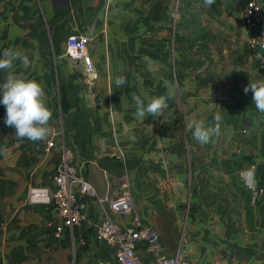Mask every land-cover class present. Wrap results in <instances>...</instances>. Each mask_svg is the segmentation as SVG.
I'll list each match as a JSON object with an SVG mask.
<instances>
[{
	"label": "crops",
	"instance_id": "0c3cea01",
	"mask_svg": "<svg viewBox=\"0 0 264 264\" xmlns=\"http://www.w3.org/2000/svg\"><path fill=\"white\" fill-rule=\"evenodd\" d=\"M246 3L0 0V55L12 48L28 56L29 66L17 60L13 71L43 85L52 112L47 139L10 136L0 158L7 183L0 264H119L114 249L96 239L103 213L93 196L79 195L86 221L59 238L58 212L29 200L30 189L54 187L60 131L100 196L116 194L128 179L136 212L168 255L182 253L192 264H264V193L254 197L248 187L264 190V113L244 92L264 72L247 45ZM72 34L89 39L94 82L67 56ZM120 75L127 84L117 88ZM133 92L146 104L153 96L172 98L161 116L140 119ZM216 113L219 134L199 143L186 124L214 126ZM112 218L131 225L130 216ZM140 251L145 264H154Z\"/></svg>",
	"mask_w": 264,
	"mask_h": 264
},
{
	"label": "built area",
	"instance_id": "2783aa9c",
	"mask_svg": "<svg viewBox=\"0 0 264 264\" xmlns=\"http://www.w3.org/2000/svg\"><path fill=\"white\" fill-rule=\"evenodd\" d=\"M242 20L248 31L247 45L253 52L257 68L264 72V63L256 59L258 44L253 41L264 37V10L260 0H247ZM88 45V37L72 34L67 39L66 53L70 59L83 64L86 74L93 79L91 82H94L97 70ZM58 135H61V158L53 177L54 187H34L29 191V200L33 205L52 206L61 217L62 224L55 229L56 238L66 229L73 234L86 221L85 205L78 198L79 195H91L103 213V219L96 229V239L114 249L119 264H145L141 249L153 258L154 264H192L182 253H165L157 230L153 226L145 225L136 212L127 178L123 179L124 186L119 192L109 197L100 196L74 165V152L65 141L64 132L60 131ZM248 187L254 197L264 193V190H257L252 182L248 183ZM113 214L130 216L131 225L122 227L113 220ZM82 244L85 243L82 241Z\"/></svg>",
	"mask_w": 264,
	"mask_h": 264
},
{
	"label": "clouds",
	"instance_id": "9594fccd",
	"mask_svg": "<svg viewBox=\"0 0 264 264\" xmlns=\"http://www.w3.org/2000/svg\"><path fill=\"white\" fill-rule=\"evenodd\" d=\"M215 0H204L206 6H211ZM257 42L259 51L256 52V59L264 63V37L254 39ZM19 60L24 68L30 64L27 55H22L18 50L6 48L0 55V70H8L5 80L0 83V104L6 109L4 123L9 127L15 128L18 140L24 138L32 141L45 140L51 134L52 129L49 121L52 112L47 106V97L43 85L35 79H29L23 73L17 74L13 71L15 62ZM127 84V78L123 75L116 77L115 85L122 88ZM253 93V103L260 113H264V79L252 80L244 88L247 94ZM172 98V94L153 96L145 100L132 93L135 102V117L144 119L146 115L159 117L163 109L167 107V101ZM216 121L214 126H205L203 120L193 119L186 124V129L192 132L193 137L201 144L210 142L213 135L220 132L221 116L219 113L214 115ZM0 154H7L6 147H0Z\"/></svg>",
	"mask_w": 264,
	"mask_h": 264
},
{
	"label": "trees",
	"instance_id": "16d2710c",
	"mask_svg": "<svg viewBox=\"0 0 264 264\" xmlns=\"http://www.w3.org/2000/svg\"><path fill=\"white\" fill-rule=\"evenodd\" d=\"M2 80V75H1V70H0V83ZM63 109L66 108L64 107ZM6 117V109L5 106L3 104H0V147H7L8 146V142H7V138H9L10 136H15V128L14 127H9L4 123ZM17 141H25V142H34L30 139L24 138L22 140H18L16 137ZM4 154H0V158L3 156ZM6 181L0 178V196L3 194L5 187H6ZM2 220L0 217V224H1Z\"/></svg>",
	"mask_w": 264,
	"mask_h": 264
}]
</instances>
